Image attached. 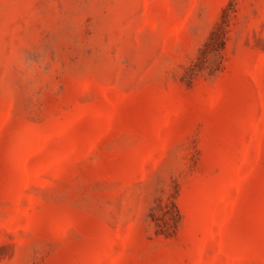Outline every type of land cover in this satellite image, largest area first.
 Returning <instances> with one entry per match:
<instances>
[{
    "label": "rangeland",
    "instance_id": "rangeland-1",
    "mask_svg": "<svg viewBox=\"0 0 264 264\" xmlns=\"http://www.w3.org/2000/svg\"><path fill=\"white\" fill-rule=\"evenodd\" d=\"M0 264H264V0H0Z\"/></svg>",
    "mask_w": 264,
    "mask_h": 264
},
{
    "label": "trees",
    "instance_id": "trees-1",
    "mask_svg": "<svg viewBox=\"0 0 264 264\" xmlns=\"http://www.w3.org/2000/svg\"><path fill=\"white\" fill-rule=\"evenodd\" d=\"M223 42V40H222ZM170 204L172 206V211H167L166 214L168 216L167 221L170 223L171 221H173L174 225L178 222V219L180 217V212L178 209V206L176 204V202L171 199ZM161 232L162 233H168V231H166L165 229L161 228Z\"/></svg>",
    "mask_w": 264,
    "mask_h": 264
}]
</instances>
